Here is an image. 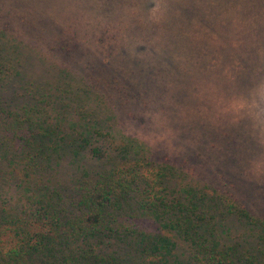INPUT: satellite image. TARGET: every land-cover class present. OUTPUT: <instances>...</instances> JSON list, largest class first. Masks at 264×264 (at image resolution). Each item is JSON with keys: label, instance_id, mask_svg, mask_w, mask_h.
Wrapping results in <instances>:
<instances>
[{"label": "rangeland", "instance_id": "rangeland-1", "mask_svg": "<svg viewBox=\"0 0 264 264\" xmlns=\"http://www.w3.org/2000/svg\"><path fill=\"white\" fill-rule=\"evenodd\" d=\"M0 31L35 86L101 102L107 140L264 219V0H0Z\"/></svg>", "mask_w": 264, "mask_h": 264}, {"label": "trees", "instance_id": "trees-1", "mask_svg": "<svg viewBox=\"0 0 264 264\" xmlns=\"http://www.w3.org/2000/svg\"><path fill=\"white\" fill-rule=\"evenodd\" d=\"M21 66L0 31V264H264L263 218L107 140L88 89Z\"/></svg>", "mask_w": 264, "mask_h": 264}]
</instances>
